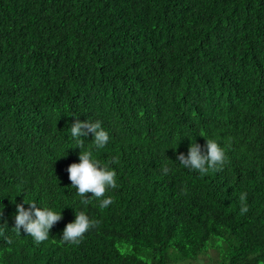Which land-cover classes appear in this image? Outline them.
I'll return each mask as SVG.
<instances>
[{
    "label": "trees",
    "instance_id": "trees-1",
    "mask_svg": "<svg viewBox=\"0 0 264 264\" xmlns=\"http://www.w3.org/2000/svg\"><path fill=\"white\" fill-rule=\"evenodd\" d=\"M77 119L119 158L105 209L68 179ZM205 138L229 162L201 176L176 157ZM24 201L61 212L39 245ZM81 210L97 227L62 243ZM0 212V264H264V0H0Z\"/></svg>",
    "mask_w": 264,
    "mask_h": 264
},
{
    "label": "clouds",
    "instance_id": "clouds-1",
    "mask_svg": "<svg viewBox=\"0 0 264 264\" xmlns=\"http://www.w3.org/2000/svg\"><path fill=\"white\" fill-rule=\"evenodd\" d=\"M72 139L81 148L78 156L79 163H72L66 169L68 179L71 181V187L76 190V196L80 197V204L88 205L93 201H98L101 209L109 207L113 203L110 196H106L109 189H116L117 173L111 167V164H118L119 158L112 157L107 163L94 157V151L103 149L109 141V133L102 127L99 120L92 121L88 119L81 122L78 119L72 123L70 129ZM91 133L94 137L90 144L93 147H85L84 140L81 137H87ZM206 143L202 149L198 143H191L187 156L183 153L177 155L176 159L184 168L198 172L201 176L209 174V172H218L228 163V156L224 147L214 138H205ZM161 171L167 175L170 171L167 163H165ZM185 189L181 190V194H185ZM93 194L91 198H86L85 194ZM247 193L241 192L239 196L240 213L246 214L248 206L246 204ZM24 204H28L26 210ZM3 213L0 212V216ZM62 220L61 212H56L49 206L37 207L36 203L16 204V213L14 215L16 233L20 234V230L28 234L35 244L39 245L49 239L50 229ZM99 221L90 218L85 211L75 212V221L68 223L63 232L61 242L71 245H79L84 235L91 229L97 227ZM6 243L11 245L13 240L6 239Z\"/></svg>",
    "mask_w": 264,
    "mask_h": 264
},
{
    "label": "rangeland",
    "instance_id": "rangeland-1",
    "mask_svg": "<svg viewBox=\"0 0 264 264\" xmlns=\"http://www.w3.org/2000/svg\"><path fill=\"white\" fill-rule=\"evenodd\" d=\"M206 261H207V259H206Z\"/></svg>",
    "mask_w": 264,
    "mask_h": 264
}]
</instances>
